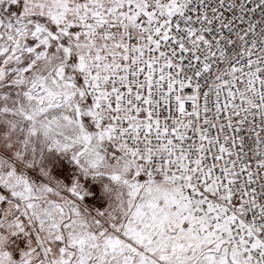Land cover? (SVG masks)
<instances>
[{"label": "snow or ice", "instance_id": "6c2138e0", "mask_svg": "<svg viewBox=\"0 0 264 264\" xmlns=\"http://www.w3.org/2000/svg\"><path fill=\"white\" fill-rule=\"evenodd\" d=\"M0 264H264V0H0Z\"/></svg>", "mask_w": 264, "mask_h": 264}]
</instances>
